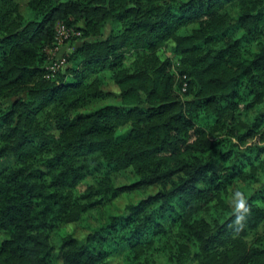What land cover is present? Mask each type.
<instances>
[{
    "label": "trees",
    "instance_id": "trees-1",
    "mask_svg": "<svg viewBox=\"0 0 264 264\" xmlns=\"http://www.w3.org/2000/svg\"><path fill=\"white\" fill-rule=\"evenodd\" d=\"M27 7L0 0V163L14 158L0 168V264H111L120 246L124 264H264V0ZM60 22L80 44L46 78ZM104 73L119 100L82 109L112 94ZM127 168L136 179L115 184ZM238 182L248 213L225 199ZM152 186L83 241L54 243L61 224Z\"/></svg>",
    "mask_w": 264,
    "mask_h": 264
},
{
    "label": "rangeland",
    "instance_id": "rangeland-1",
    "mask_svg": "<svg viewBox=\"0 0 264 264\" xmlns=\"http://www.w3.org/2000/svg\"><path fill=\"white\" fill-rule=\"evenodd\" d=\"M19 4V12L25 17H30V12L27 7V0H16ZM107 32V30H106ZM105 32V33H106ZM80 44L78 40L69 38L65 42V46L63 48L64 51H67L68 55L74 50V48ZM171 46L172 42L169 41V43L162 47L159 50V56L160 58L164 59L170 55H172L171 52ZM132 60V57H128L126 59V64H129ZM102 87L104 91H110L112 94L106 98L101 99L98 102H95L93 104H87L84 105L82 109L89 110L94 109L98 106L104 105L106 103H112L115 101H118L119 88L114 83L112 79L109 78L108 73L103 74L102 79ZM116 95V96H115ZM128 129L127 126H122L119 128L118 133H124ZM52 132L56 133L57 131L52 128ZM14 162V158L10 157L8 159H5L1 161L0 168L8 166ZM136 179V175L134 174L133 170L131 168H127L125 170H122L121 172L117 173L114 176V183L117 185L129 183L130 181ZM89 183H91V179L87 178L83 182V184L86 186ZM157 190V187H147L140 190H135L132 192H127L120 194L117 198H115L111 203H109L106 206L99 207L97 209H94L92 211L84 213L78 221L72 222V223H66L61 224V226L58 228L56 234L54 235V243L56 245L59 244L58 237L70 234L74 238H76L78 241H83L85 236L93 231L101 221H104L106 215L108 214H121L125 211V206L129 203H133L137 201L138 199L144 197L146 194L154 193ZM245 199V197L248 195V191L244 188V186L241 183H235L232 186L228 188V191L225 195L226 201L230 204L232 208H236L237 204L240 200V195ZM1 238V235H0ZM109 253V261L111 264H124L123 262V253L125 248L123 246L116 247L113 249H110ZM53 259L56 261L59 258V250L58 248H55L53 251Z\"/></svg>",
    "mask_w": 264,
    "mask_h": 264
},
{
    "label": "built area",
    "instance_id": "built-area-1",
    "mask_svg": "<svg viewBox=\"0 0 264 264\" xmlns=\"http://www.w3.org/2000/svg\"><path fill=\"white\" fill-rule=\"evenodd\" d=\"M80 32L73 27L66 26L64 23H57L55 27V44L47 49V58L45 64V77L53 78L58 72L62 71L68 64V53L64 51L66 40L70 37L79 35ZM183 86H186L183 83Z\"/></svg>",
    "mask_w": 264,
    "mask_h": 264
},
{
    "label": "clouds",
    "instance_id": "clouds-1",
    "mask_svg": "<svg viewBox=\"0 0 264 264\" xmlns=\"http://www.w3.org/2000/svg\"><path fill=\"white\" fill-rule=\"evenodd\" d=\"M238 195H240V200H239V202L237 204V209H243L244 212L248 213L249 212V208L247 206L246 200L242 197L241 194H238ZM240 219H242V217ZM238 222H239V220H238Z\"/></svg>",
    "mask_w": 264,
    "mask_h": 264
}]
</instances>
